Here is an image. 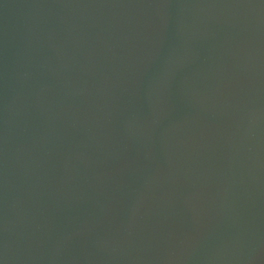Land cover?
I'll return each mask as SVG.
<instances>
[{
	"label": "water",
	"instance_id": "obj_1",
	"mask_svg": "<svg viewBox=\"0 0 264 264\" xmlns=\"http://www.w3.org/2000/svg\"><path fill=\"white\" fill-rule=\"evenodd\" d=\"M0 264H264V0H0Z\"/></svg>",
	"mask_w": 264,
	"mask_h": 264
}]
</instances>
